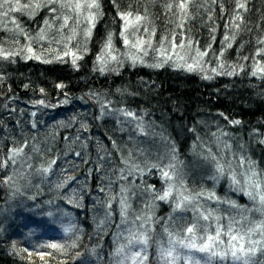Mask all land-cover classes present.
Instances as JSON below:
<instances>
[{
  "label": "trees",
  "instance_id": "1",
  "mask_svg": "<svg viewBox=\"0 0 264 264\" xmlns=\"http://www.w3.org/2000/svg\"><path fill=\"white\" fill-rule=\"evenodd\" d=\"M12 2L15 6L16 0ZM178 2L115 0L117 9L113 0H98L99 8L90 9L95 21L86 36L84 25L73 10L61 9L57 4L53 5L57 8L53 13L50 6L42 9L48 0H19L20 5L30 7H21L22 15L15 13L16 25L12 22L7 25L11 20L6 18L4 27L0 26V48L19 53L8 58L0 56V162L13 156V149L23 148L22 153L14 155L15 163L9 160L6 169L0 168V264H117L121 259L113 255L120 244L127 243L117 207L128 198L135 197L132 203L138 201L132 193L140 185V178L132 173L135 170L128 166L132 162L142 174L149 169L156 176L158 171L151 165L159 160L147 161L141 155L137 160L131 159L139 138L121 129L115 116L108 114L112 110L134 112L141 124L156 129L161 138L167 139L179 160L191 161L195 158L193 154L205 151L216 137H241L245 146L252 143L256 148L264 147V73L252 74L257 67H264V53L257 55L264 48L259 43L264 40V0H239L246 5L241 9L236 7L238 0H191L183 21L176 7ZM169 3L173 4L170 10L166 7ZM35 4L41 6L37 8ZM5 9L8 10V5ZM118 10L132 12L131 19L136 14L145 18L139 26L149 34L154 32L151 36L154 52L161 48V37H167L163 41L167 46H171L173 37L177 45L190 41L194 48L207 50L205 58L211 68L188 71L150 55L146 60L139 59L136 65L115 62L116 67L101 70L98 56L104 52L110 34L113 54L117 56L123 49L124 21ZM237 13L243 17V23L239 20L233 23ZM56 15L71 17L60 32L62 19ZM1 19L4 20L2 15ZM181 23L183 27H178ZM42 24L45 39L37 36ZM235 24L240 25L239 29ZM226 35L229 41H225ZM229 42L231 47H227ZM28 47L33 49L32 53L27 52ZM65 51L69 55L65 56ZM73 52L77 54L75 64ZM156 64L160 66H152ZM213 68L217 69L215 73L211 71ZM40 100L43 105L38 103ZM46 132L52 133L54 144L38 151L42 163L39 165V160L34 163L31 172L35 175L31 178L34 187L17 191L12 197L16 189L13 180L3 183L4 173L13 178L20 156L33 154L35 147L42 145L37 143L43 142L40 136ZM52 159L56 164L50 173L38 171ZM255 161L259 173H264L263 161L260 158ZM260 175L264 181V174ZM67 177L74 179L58 189L56 185ZM184 179L189 183L187 175ZM203 189L209 190L210 186ZM218 194L225 196L221 191ZM32 196L35 200L29 199ZM68 198L74 202L68 203ZM48 200L62 205L74 218L77 232L70 238L61 227L46 225L39 233L32 231L27 213L33 209L40 212L48 206L45 203ZM243 200L241 205L250 207L248 201L242 204ZM173 206L171 215L175 218L180 213L173 214ZM104 215L109 220L98 228ZM184 215L190 218L192 214L189 211ZM169 216L154 206V214L145 224L155 231L148 234V259L144 264H165L159 258L156 241L166 239L163 226L170 225ZM227 223L222 221L225 230ZM77 234L81 239L76 241L78 247L72 248ZM50 243L63 244L64 249L46 247ZM93 248L95 255L90 252ZM39 252L45 255L41 257ZM77 252L82 254L81 258L76 257ZM259 259L264 262V256ZM227 264L233 262L229 259Z\"/></svg>",
  "mask_w": 264,
  "mask_h": 264
},
{
  "label": "snow or ice",
  "instance_id": "2",
  "mask_svg": "<svg viewBox=\"0 0 264 264\" xmlns=\"http://www.w3.org/2000/svg\"><path fill=\"white\" fill-rule=\"evenodd\" d=\"M190 3L191 0H179V2L176 4V7L182 14L181 21H183L187 15ZM57 4H59L61 9L67 7L73 10L77 15H79L85 7L88 9L99 8L98 0H48V5ZM113 4L115 5V0H113ZM5 5H8V11H19L21 7H30V5H20L19 0H16L15 6H13L12 0H0V8L4 7ZM40 6V4L34 5V7L37 8ZM115 6L117 9H119L118 5ZM166 7L170 10L173 7V4L169 3L166 5ZM236 7L237 9H241L245 8L246 5L244 3H240L238 0ZM49 10L55 13L57 8L51 6ZM0 15L7 16L8 12L0 13ZM118 15L120 16L121 20L124 21L123 30L121 32L124 45L127 46L131 43L133 48L138 49L140 52H145L144 45L148 44L150 46L151 39L145 41L137 37L134 42H130L128 36L125 35V32L128 31L131 25H138V23L145 18L139 14H136L134 20H132V12H119V10ZM57 19H62L59 29L62 31L68 26L71 17L69 15H63L62 17H57ZM86 20L91 24H94L95 14L89 11L88 15L86 16ZM237 20L243 23V17L239 15V13L233 17V23H235ZM45 25L51 27V25L48 24V21H45ZM177 26L183 27V23L178 24ZM235 27L239 29L240 25L235 24ZM72 31L73 34H75V30L72 29ZM145 31L147 32V29H145ZM88 33H90V29L88 30ZM149 35L150 37L154 36V32L150 33ZM25 36H27L26 33ZM39 38L45 39L44 29L40 30ZM234 38L235 37H232V39ZM166 39L167 37H161L162 45L160 48L161 54H165V59L170 60L172 59V56H176L177 59L185 61V56L188 55V53L181 55L176 51V49L183 50L185 48V44L180 43L177 45L175 43V38L173 37L170 50L172 54L166 55L167 50L163 48V41ZM224 39L225 41H229L230 38L226 35ZM259 43L264 44V40H260ZM188 46L189 49H191L192 45L190 41ZM227 47H231L230 42L227 44ZM27 52L32 53L33 49L28 47ZM113 52L114 50L112 48L110 34L106 40L104 52L98 56V60H101L102 64L106 63L107 60L116 61L117 56L114 55ZM261 53H264V48L259 49L257 55ZM18 54L19 53L8 52L0 48V56H3L4 58ZM64 55H69V52L65 51ZM71 55L73 56L72 62L75 64L77 54L73 52ZM207 55V50L201 51L197 48L195 50V56L192 58V63H187V61H185L184 66H186L188 71H193L199 66L200 59ZM36 58L39 59L40 57L36 56ZM130 59H132L133 63H135L138 57L130 56ZM152 66L159 67L160 64ZM218 67L223 68V64L218 63ZM101 70H103L102 67ZM242 70L243 69H241V71ZM211 71L215 73L217 69L213 68ZM257 72L264 73V67H257L256 71H254L252 74L256 75ZM227 74L232 75L233 72H228ZM205 78L211 79L210 76H206ZM58 87H63V85H58ZM40 91L43 92L44 89H40ZM38 103L43 105L44 101L40 100ZM64 103H67V100H65ZM123 115L126 117H133L134 119L136 118V114L131 111H123ZM233 123L238 124L240 122L233 121ZM137 127H140V125H137ZM140 130L143 131V128H140ZM262 143H264V141H262ZM22 151L23 148L13 149V156H10L8 159L0 162V168L6 169L9 166V160H11L12 163H15V159L13 158L14 155L20 154ZM175 151V148H173V154L171 155L169 163H154L151 165L152 168H156L160 171L161 177L163 178L166 185V187L162 188L160 192L156 193L155 198L160 201H169L171 199L174 202V207L172 209L173 214L177 212L180 213V215H176L175 218L170 215L168 217L170 225L163 226V234L166 239L156 241L159 258L164 260L165 264H227L229 259H231L233 264H264V262H261L259 259V257L264 256V218L258 221H253L251 220L250 216H241L239 221H234L231 217H229L225 230V225L221 223V215L218 214L216 209L207 207L203 202L206 199L208 201L216 200L218 203H220V198L216 196L214 191L205 189L192 191L187 186L184 176L176 170V165L172 162L176 159L174 154ZM209 154H211V150H209ZM76 155L79 156L80 153L77 152ZM212 160L214 161V174L209 175L208 179L216 181L218 178L224 176L227 172V175L233 184H241V181L237 178V175L232 169L230 162L226 164L221 162V160L217 159L215 156H212ZM244 163L245 158L241 156L240 164L243 165ZM248 163L250 174H244V187H241L240 190L245 191L246 195H248L250 199L258 202L260 207L257 210L260 211L261 216L264 217V181L259 178L260 173L255 167L252 166L255 162L248 161ZM55 164L56 160L52 159L48 163L47 167L41 165V168L38 169V171L50 173L52 171V166ZM71 179H74V177H67L61 183H58L56 187L58 189L65 187L68 184V181ZM12 180V176L5 172L2 177L3 183H8ZM16 191H20V189L17 188ZM122 191L124 190L122 189ZM153 191L156 192L154 188ZM14 195L15 193H13V196ZM29 199L35 200V196L29 197ZM67 202L73 203L74 201L71 198H68ZM45 203L53 210H48L44 214L50 218H53L54 222L59 219L60 227L66 236L70 238L71 234L77 232V224L73 222L74 218L71 217V213L64 211L63 208L57 207L53 200H48ZM227 203H229L232 207H238L235 204V201H228ZM121 204V216L123 218L125 216V206L123 205V201H121ZM108 207H111V205L109 204ZM189 211L192 214L190 218L187 215H184V213ZM57 214H59L58 217ZM64 217H69L67 223L63 222ZM137 219H140V217H137ZM148 220H151V217H148ZM245 220L250 222V226L247 228L242 226ZM103 223L104 221L101 220L97 227L99 228L103 225ZM213 223L215 225L214 227ZM237 223L241 225L239 229L235 227ZM141 227L144 228L145 224L142 223ZM0 231H2V229H0ZM148 231L154 232L155 229L149 227L147 231L139 233L133 232L131 229L129 230V235L126 238L127 243L120 244L113 252L114 256L121 257L117 264H128V262H130V264H144V262L147 261L148 257L146 252L147 245L149 244L150 240ZM79 239H81V237L77 234L75 240H72V248L78 247L76 241ZM46 247L60 250L64 249V245L59 243H50L46 245ZM135 247H138L139 250L134 251L133 248ZM24 251H27V249H24ZM90 252L91 254L95 255L96 249L93 248L90 250ZM37 254L41 257L45 255L43 252H39ZM81 256V253H76L77 258H81Z\"/></svg>",
  "mask_w": 264,
  "mask_h": 264
},
{
  "label": "rangeland",
  "instance_id": "3",
  "mask_svg": "<svg viewBox=\"0 0 264 264\" xmlns=\"http://www.w3.org/2000/svg\"><path fill=\"white\" fill-rule=\"evenodd\" d=\"M7 5L4 6V8H0V13L8 12L7 16H3V19H1L0 15V26L4 27L6 18H8L11 21H8L6 24L9 25L11 22L13 25H16L17 23L13 22L16 20V14L19 13L22 15V11H8L5 9ZM53 6V5H44L42 6V9L44 7ZM85 10H89L87 7L83 9V11L77 15L78 21L81 22L84 25V31L85 34L88 33V30H92V24L86 20V17L83 16V13L88 15L89 11L86 12ZM57 17V15L55 16ZM31 18V16H30ZM32 19V18H31ZM134 20V19H132ZM87 25H91V27H87ZM44 29V24L39 29V32L37 36H39L40 30ZM1 30V28H0ZM60 32V30H59ZM134 33V35H133ZM89 34V33H88ZM86 34V36H88ZM125 35L128 36V39L130 42H134L135 39L138 37L140 39H143L145 41H148L151 39L149 32L143 30L140 28L139 23L138 25H131L127 32H125ZM87 38V37H85ZM123 49L121 50L120 54L117 55V60H107L106 63L101 62L100 60V68H103V71L106 70V67L115 65V62H121L123 65L125 64H131L136 65L137 61L140 60H146V58L150 55L154 56H160L163 59L164 64H174L176 67H186L184 66L185 61L187 63H192V58L195 56V50L194 46L192 45L191 49H189L188 44L185 45V48L183 50L176 49L177 52H179L181 55H184L185 53H188V55L185 56V61H181L177 59L176 56H172V59L166 60L165 54H161L160 49L157 52H154L152 49V45L145 44L144 49L145 52H140L138 49H135L131 46V43L129 45H124L123 43ZM163 48L166 51V55H171V46L163 45ZM130 56H137L138 59L135 63H133L132 59H130ZM155 60L156 63V59ZM179 65V66H178ZM205 68L210 69V64L206 61V58L203 57L200 59V64L198 67H196L193 72L204 70ZM111 116L114 115L116 120L118 121L119 126L122 130H127L134 138H139L136 149L137 151L134 153L133 156H131L132 160H137L138 157L141 155L143 158H146L147 161L151 160H159V163L167 164L170 161L171 155L173 154L172 148L170 146V143L167 141L166 138H161L160 134L156 131V129H149L148 125L141 124L140 121L137 119V117L134 119L133 117H126L123 115V111H116L108 112ZM137 125H140V127H137ZM140 128H143V131L140 130ZM51 131V130H47ZM40 139L43 141L40 147H35V152L30 155L22 154L20 156V160L18 165L13 169L14 177H13V183L14 189L19 188L22 190H27L32 187H34L33 181L31 180L32 177H35L34 174H31L32 169L34 168V163L36 160H39V165L42 163V159L38 154V151L42 149L45 145L46 146H53L54 142L52 139V133L46 132L44 135L40 136ZM242 142L241 137H231V138H214L209 147L205 149V151H200L198 154H193L195 158H193L191 161L189 160H179L180 158L175 154V161H172L176 165V170L181 173L184 177L187 175L189 178L188 181L190 184L191 189L198 191L199 189H203L205 185L210 186L209 191H214L216 196L220 198L221 202L218 203L216 200H204L203 202L207 207H212L217 210L218 214L221 215L222 220L227 221L229 217H231L234 221H239L241 216H250L251 220L258 221L264 217L261 216V212L258 211L259 204L257 201H254L249 198L248 195H246L245 191H241L240 188L244 187V174L249 173L250 174V168L248 161L255 162L253 167L258 170L257 161L255 159L260 158L263 161L264 164V147L263 148H256L255 144L252 143L249 144V146H245ZM209 150H211V154H209ZM192 154V152H191ZM212 156H215L217 159L221 160V162L224 163H231L232 169L235 171L237 178L241 181L240 185L233 184L227 175V172L224 176L218 178L216 181H213L211 179H208L209 175L214 174V161L212 160ZM243 156L245 158V163L243 165L240 164V157ZM145 161V162H147ZM144 162V163H145ZM130 167L131 171L134 174V176H138L140 178V182H138V187L135 189V191L132 193L134 196L138 197V201L133 202L132 198H128L125 201H123V205L125 207V216L122 218L121 216V208L122 204L119 202L117 211H118V221L120 222L121 229L124 235V237H128L129 230L131 229L133 232H143L147 231L149 226L145 225L144 228L141 227V224H146L148 221V217H152V213L154 214V206L157 207L158 210L163 209L165 213L171 215V208L170 206L174 205V202L170 199L169 201H160L155 198V195L157 192H160L162 188L166 187L165 182L163 178L161 177L160 171L157 170V175L155 176V173H152V170L147 171V173L142 174L139 168H135L134 165H132V162L128 166ZM141 172V175L139 176ZM260 174H264L261 173ZM131 175V174H130ZM132 176V175H131ZM261 176V175H260ZM261 179V177H259ZM135 182V179L133 180ZM153 188L156 190V192L153 191ZM223 189V191H222ZM221 191L222 195L220 196L218 193ZM218 192V193H217ZM12 193L18 194L17 191L13 190ZM12 197H15L11 195ZM124 197V195H123ZM122 194L120 196V199L123 198ZM245 199L246 201L244 202ZM243 200L242 204H245L247 201L250 203V207H245L241 205V202ZM228 201H235V204L238 207H232ZM240 201V203L238 202ZM163 203V204H162ZM57 207L63 208L62 205L58 203H54ZM117 204V203H116ZM115 204V206H116ZM214 205V206H213ZM164 207V208H162ZM174 207V206H173ZM172 207V209H173ZM153 208V209H152ZM169 208V209H168ZM48 210H53L48 205L46 208L43 207L40 212H36V210H29L27 213L30 217L29 220L31 227L33 228V232L39 233L44 226L48 225V228H58L60 229V221L59 219L56 220V222L53 221V218H50L46 216L44 213H46ZM107 210L105 211L106 214ZM116 213V212H115ZM178 213V212H177ZM59 214H57V217ZM137 217H140V219H137ZM69 217H64L63 222L67 223ZM102 220L107 223L109 220L105 215ZM124 220V221H123ZM39 221V222H38ZM99 220L98 222H100ZM48 223V224H47ZM53 223V224H52ZM213 223V227H214ZM244 228H247L250 226V222L248 220H245L243 225ZM235 227L239 229L241 227L240 224H236ZM148 234H150V231H148ZM136 248V247H135ZM231 260V259H230Z\"/></svg>",
  "mask_w": 264,
  "mask_h": 264
}]
</instances>
